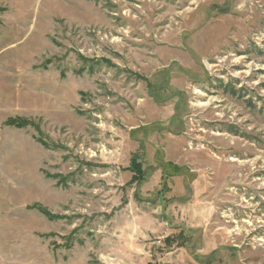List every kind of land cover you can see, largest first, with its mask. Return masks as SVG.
I'll return each instance as SVG.
<instances>
[{"label":"rangeland","instance_id":"374dc122","mask_svg":"<svg viewBox=\"0 0 264 264\" xmlns=\"http://www.w3.org/2000/svg\"><path fill=\"white\" fill-rule=\"evenodd\" d=\"M0 264H264V0H0Z\"/></svg>","mask_w":264,"mask_h":264},{"label":"trees","instance_id":"16d2710c","mask_svg":"<svg viewBox=\"0 0 264 264\" xmlns=\"http://www.w3.org/2000/svg\"><path fill=\"white\" fill-rule=\"evenodd\" d=\"M8 126H14V127H20V128H24L27 125H30L31 123L25 119H21V118H10L7 123ZM134 168H136V171L139 170V166H135ZM140 171V170H139ZM140 173V172H139ZM141 174V173H140Z\"/></svg>","mask_w":264,"mask_h":264}]
</instances>
